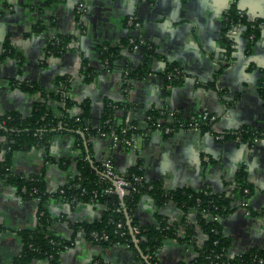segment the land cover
Returning a JSON list of instances; mask_svg holds the SVG:
<instances>
[{
	"label": "crops",
	"instance_id": "obj_1",
	"mask_svg": "<svg viewBox=\"0 0 264 264\" xmlns=\"http://www.w3.org/2000/svg\"><path fill=\"white\" fill-rule=\"evenodd\" d=\"M5 9L0 0V43L8 37L21 54V60L10 58L0 64V115L16 111L30 113L33 104L41 100L39 93H29L18 87L19 82L33 84L47 93L57 90L55 80L69 77L67 96L74 102L87 101L90 122L97 125L105 102L125 101L129 109H118L113 120L135 123L144 130L150 110L172 109L184 118L204 111L218 115L214 129L178 130L164 135L151 131L138 141V150L112 145L108 136H93L89 142V161L100 165L111 159L115 170L123 174L141 160L143 175L160 181L165 190L190 188L220 193L231 190L239 168L252 186L247 204L235 208L220 223L229 238L227 256L237 257L251 250H264V139L255 143H237L230 138L218 140L216 131H231L240 127L261 128L264 124V104L259 84L264 71V28L247 37L241 24L225 31L228 9L236 4L249 21L264 20V0H8ZM83 2L86 15L81 32L77 31L76 5ZM134 15L140 25L128 26L127 17ZM37 21L45 25L40 33L27 34ZM77 31V33H75ZM78 34L77 46L59 55L46 53L49 37L57 34ZM224 33V34H223ZM224 35H228V57ZM141 37L151 42L154 53L144 61L142 49L122 50V57L105 68L99 48L106 43L120 44L129 37ZM82 57L95 73L90 83L79 72ZM147 71L131 81L123 92L121 69L124 64ZM169 63L181 67L184 77L171 84L164 72ZM225 65V66H224ZM223 66V68H222ZM222 94V97H221ZM51 111L60 112L61 103L48 99ZM74 106L70 113H78ZM75 137L68 132L56 133L47 155L42 148L14 151L11 155L12 174H42L46 191L53 194L67 181L74 170L71 162L63 169L59 161L74 158ZM0 150V160L3 158ZM73 161V160H72ZM50 230L70 242L58 254V264H91L100 258L108 264H148L149 256L123 243L98 244L80 232L73 223L91 222L100 215V207L88 203L69 204L50 196L47 201ZM37 203L22 197L13 185L0 179V264H13L21 249L18 231L35 226ZM160 214L169 222L178 223L176 235L165 238L155 255L156 264H189L195 257V243L180 240L183 226L179 221L183 210L172 200L157 207L146 194L142 195L130 220L139 226L156 223ZM195 213H187L194 221ZM136 244H134V247ZM148 262V263H147ZM29 264H47L44 259H32Z\"/></svg>",
	"mask_w": 264,
	"mask_h": 264
},
{
	"label": "trees",
	"instance_id": "obj_2",
	"mask_svg": "<svg viewBox=\"0 0 264 264\" xmlns=\"http://www.w3.org/2000/svg\"><path fill=\"white\" fill-rule=\"evenodd\" d=\"M2 5L5 9H8L10 4L8 0H2ZM1 13V12H0ZM77 31L80 32L81 24L78 22L79 16L76 14ZM260 20H254L252 27V21H249L243 14L238 11L236 4H232L225 15L224 26L225 31L236 24H241L244 27L243 33L248 37L261 29L258 24ZM45 29V25L37 21L31 25V28L27 34L40 33ZM224 34V33H223ZM78 34H57L54 37H49L45 44L46 53L49 55H59L66 51V44L69 41L77 39ZM128 38L120 40V44L126 45ZM223 41H225L227 47L225 53L226 57L230 54L228 52L227 36L224 35ZM106 46L105 49H102ZM140 49L144 52V61L154 53L153 46L147 48L145 45L140 46ZM70 50V49H69ZM99 56L101 63L107 60V68L112 66L115 60L122 57L121 47L118 44L106 43L99 48ZM14 58L15 60H21L22 54L12 46L8 37H6L0 43V64L7 59ZM175 63H169L165 71L175 66ZM225 66V65H224ZM223 68V66H222ZM127 70V71H126ZM146 63L140 67H132L124 64L121 69L123 86H126L127 80L133 81L136 78H140L147 71ZM125 71L127 72L124 76ZM80 74L83 75V81L90 83L95 76L93 69L87 64V61L82 57L79 68ZM171 84L178 83L177 80H169ZM263 79L259 84V94L264 104V85ZM55 84L58 87L56 91L47 93L45 90L39 89L33 84H28L24 81L18 83V87L29 93H39L41 100L36 101L30 113L26 116H22L16 111H9L0 115V150H3V158L0 160V179L4 183L13 185L17 192L24 198L33 199L38 197L37 202V218L35 226L32 228H25L18 231L21 239V249L19 254L15 257L13 264H29L32 259H44L48 264H58V254L62 250V244H69L70 242L64 241L60 237L56 236L50 230V217L47 211V201L52 195L58 197L65 202H70L72 197H76L77 201L70 203H92L95 207H100V215L98 218L91 222L73 223L71 226L74 232L80 231L85 237L92 229L105 230L110 233V241L100 242L98 244L109 243H124L125 240L129 242V245L138 249L144 255L149 256L150 264H156L155 255L158 248L161 246L163 240L168 237L176 235L177 224L169 222L167 218L160 214L156 215V223L147 226H139L136 221L131 220L132 226H137L140 232L135 234L137 243L128 229L126 223V213L131 217V213L137 205L140 197L144 194L148 195L155 205H163L168 200L174 201L184 212V216L179 221V225H182L183 235L180 240L188 243H195L199 234L204 236L202 243L195 247V257L189 264H258L252 261L253 255L264 258V250H251L243 255L230 258L225 256L229 247L230 241L227 236L222 232L220 221L212 220L209 215H219L222 218L227 216L240 202L247 199L249 193L252 190V186L246 181L245 172L241 168L236 173L235 184L231 190L223 191L220 193H210L208 190H192L190 188H176L173 190H165L162 187L160 181L148 180L142 172L141 160L137 159L135 165L130 166L125 173L130 181L131 185L127 188L128 193L123 197H119L117 194H105L102 193V188L108 183L100 178L101 164L93 165L88 158L90 153V144L84 145V141L93 136H97L100 132L108 133L112 129L119 132L122 127L135 123L117 124L114 122L113 117L115 112L120 109L126 112L130 105L125 101H109L105 102L97 125H92L90 122L89 104L87 101L74 102L67 96V90L70 86L69 77L59 76L55 80ZM222 97V94H221ZM54 99L61 103L60 112L54 114L51 111L48 99ZM76 106L80 111L78 113H70L66 109H72ZM147 115L151 116L148 121L149 126L144 130L150 131L154 127L151 124L152 121H156L158 118L165 117L166 114H161V110H150ZM184 117L178 114L172 119L171 126L175 125L178 120H183ZM209 128V126L202 125L201 128ZM248 128L247 132H241V138L247 139L253 132L252 127ZM136 131H143L137 129ZM68 132L75 137L74 147L77 149V155L72 158H63L59 161L60 166L63 169H67L71 162L74 163V171L77 175L72 176V171L67 174V181L60 188L63 189V193L59 192L58 188L53 194L46 191L45 182L42 174L31 175L33 179H24L17 174H12L9 170L11 166V155L14 151L28 150L32 147L42 148L46 154L45 159L49 160L47 155L51 140L56 133ZM82 132L83 135H80ZM130 130L125 132V135L129 137ZM123 145V144H122ZM73 160V161H72ZM134 176H140L141 180L135 182ZM73 182H79L82 187L86 188L87 193L81 194L80 189L70 187ZM110 183V181H108ZM26 188L25 193H21V187ZM248 189V193H244V189ZM36 189V193L28 195V191ZM96 190V198H92L91 191ZM193 211L195 213L193 220L189 221L187 213ZM117 221H122L124 224L125 236L119 237L112 234V230L115 227ZM53 239L54 243L50 242ZM134 244L136 246L134 247ZM222 253V257L218 254ZM99 259L100 264H108Z\"/></svg>",
	"mask_w": 264,
	"mask_h": 264
},
{
	"label": "built area",
	"instance_id": "obj_3",
	"mask_svg": "<svg viewBox=\"0 0 264 264\" xmlns=\"http://www.w3.org/2000/svg\"><path fill=\"white\" fill-rule=\"evenodd\" d=\"M86 11L87 10H86L85 4L83 2H79L76 5V14H78V16H79V22L82 23L83 19L85 18L84 16L86 15ZM251 21H252L251 26L255 27L253 24L254 20H251ZM126 23L128 26H131L134 28H137L140 25L139 21L137 20V18L134 15L128 16ZM258 26L261 29H263L264 28V20H260ZM81 31L82 30H80V32ZM75 33H77V31ZM54 36L55 35H52V37H54ZM227 37H228V35H227ZM249 38H251V39L254 38L253 34H250ZM118 45L121 47V51L122 50H127V51L138 50V49H140V46H142V45H145L147 48L152 47L151 42H149L145 39H142L139 36L138 37H129L126 45H122V44H118ZM76 46H77V43H76V40L74 39L72 41H69L66 44V50L74 49V48H76ZM105 48H106V46L102 47V49H105ZM107 64H108L107 60H105L103 62V66L105 68H107V66H108ZM126 71L124 73V76L127 73ZM164 76H165V79L168 81L169 80L179 81V80L183 79L184 72L180 66L175 65V66L171 67L170 70L165 71ZM81 77L83 78L82 74H81ZM262 79L264 81V71H263V78ZM126 83H127L126 86L122 87L124 93L128 92L131 80H127ZM262 85H264V82L262 83ZM66 111L70 112V109L67 108ZM163 113L166 114L165 117L158 118L156 121H152L151 124L153 125L154 128L150 131L143 130V131L138 132L136 130L139 128L136 125L130 124L128 126L122 127L119 132H116V130L112 129L108 133L100 132L98 134V136H101V137L108 136L110 138L113 146H116L118 144H123V145L131 148L133 151H136V150H138V147H137L138 141L140 139L141 140L144 139L148 135V133H150L151 131H156V132L164 134V135H169V134H172L178 130L198 131L201 129L202 125L209 126V129L213 130L214 124L216 123V121L218 119L217 114L212 113V112H208V111H204V112L197 114V115H190V116L184 118L183 120H178L175 125L171 126L170 123H171L172 119H174V117L180 113H178L177 111L172 110V109H170V110L169 109H167V110L162 109L161 114H163ZM150 119H151V116L147 115L146 127L149 126L148 121ZM252 128H253V132H251V136L245 140L241 138L240 133L241 132H247L248 128H243V127H240L236 130H231V131H216L215 138L218 140H226V139L230 138L231 140H233L234 142H237V143H255V142L259 141L260 139H264V124L262 125L261 128H254V127H252ZM127 130L131 131V134L129 137H127L125 135V132ZM75 175H77V172L72 170V176H70V177H73ZM19 177L24 178V179H29V180L33 179V177L31 175H19ZM100 178L102 180H105L108 183L107 185H105L102 188V193H105V194H114L115 193L119 197H123L124 195H126L128 193L127 188L131 185V181L126 176L118 173L115 170L113 162L109 158L105 159L101 162ZM133 180L135 182H138L141 180V177L133 175ZM108 181H110V183ZM70 187L80 189L81 194L87 193L86 188L82 187L79 182H73L72 184H70ZM25 192H26V188L24 186H22L21 187V193H25ZM59 192L63 193V189L60 188ZM33 193H36V189H32L31 191H28V195H32ZM244 193H248L247 188L244 189ZM91 195H92L93 199L96 198L97 191L92 190ZM33 200L37 203L39 198L36 196V197H33ZM76 201H77V199L74 196V197H72L69 204L76 202ZM88 204L92 205V203H88ZM246 204H247V199L240 202L241 206H245ZM208 217H210L212 220H215V221H220L222 218L221 216H219L217 214H215V215H209L208 214ZM194 222H195V220H194ZM131 228H132V233L135 237V234L139 233L140 229H139V227L132 226V225H131ZM112 234L118 235L119 237L125 236L124 224L122 221L116 222L115 227L112 230ZM110 236H111L110 233L105 231V230L92 229L89 231L86 238H88L90 241H92L94 243H100V242L110 241V239H111ZM137 241L138 240L135 238L134 242L137 243ZM50 242L54 243L53 239H50ZM123 244L128 246L129 242H127V240H125V242ZM67 247H68V244H62V250L64 248H67ZM195 255H196V253H195ZM222 255H223L222 253L218 254V256H220V257H222ZM225 256H227L226 253H225ZM45 261L47 262V260H45ZM252 261L256 262L258 264H264V258L259 257L257 255H253ZM47 264H48V262H47ZM91 264H100L99 259H93L91 261Z\"/></svg>",
	"mask_w": 264,
	"mask_h": 264
},
{
	"label": "water",
	"instance_id": "obj_4",
	"mask_svg": "<svg viewBox=\"0 0 264 264\" xmlns=\"http://www.w3.org/2000/svg\"><path fill=\"white\" fill-rule=\"evenodd\" d=\"M79 134H80V135H83L82 132H79ZM126 223H127V225H128V229H129V231H130V233H131L133 239L135 240V237H134V235H133V233H132L131 220H130V217L128 216L127 213H126ZM147 263H148V262H147ZM148 264H150V263H148Z\"/></svg>",
	"mask_w": 264,
	"mask_h": 264
}]
</instances>
